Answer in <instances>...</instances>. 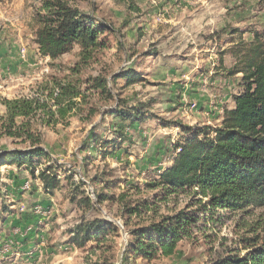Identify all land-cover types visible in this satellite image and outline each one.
Instances as JSON below:
<instances>
[{"label":"rangeland","instance_id":"374dc122","mask_svg":"<svg viewBox=\"0 0 264 264\" xmlns=\"http://www.w3.org/2000/svg\"><path fill=\"white\" fill-rule=\"evenodd\" d=\"M65 1L111 26L103 36L106 48L95 51L88 62L80 59L76 47L54 61L42 58L34 43L39 3L0 0V99L33 98L55 110L48 94L57 85L70 86L81 96L65 99L62 106L71 110L64 119L55 117L50 127L40 120L31 123L41 147L51 156L50 163L36 166L34 176L30 170L0 169V246L12 243L0 264H122V252L131 234L151 223V215L129 219L123 206L152 199L155 192L149 191L147 184L157 177V169L169 166L171 148L183 137L181 127L214 128L220 124L223 112L234 106L232 98L240 93L242 75H232V69L244 63L255 38L264 40V0H207L209 4L204 3L201 9L210 8L208 26L215 27L199 37L202 50L193 57L184 49L183 35H172L175 30L171 28L161 30L146 23L147 13L157 8L158 0ZM174 1V7L161 8L160 16L157 14L161 23L166 22L161 20L165 13L180 8L182 0ZM163 34L167 35L159 37ZM191 37H187L189 41ZM206 45L208 51L203 49ZM198 55L201 60L194 63ZM120 74L139 81L128 86L122 79L111 80ZM98 79L106 82L110 99L90 89ZM191 104L196 107L189 112L187 106ZM1 107L0 118L5 115ZM118 107L141 108L148 119L126 129L127 141L111 152L113 147L106 148L105 142L118 138L116 130L123 125L104 113ZM94 136L100 142L97 147L93 146ZM28 147L29 143L18 139H0V153ZM46 166L53 167L60 181L53 196L44 193L37 177ZM26 180L31 188L23 192L21 186ZM79 184L83 186L74 194V186ZM90 190L94 207L86 210L79 202L91 196ZM95 194H107L109 199L95 204ZM72 195H76L77 203L70 202ZM45 202L51 214L42 224L31 226V233L39 234V247L25 250L21 246L26 240L18 241L15 231L20 229L22 216L31 217L29 210ZM187 202L188 197L181 196L168 205V211L161 207L155 221L184 208ZM22 206L25 212L20 211ZM95 218L116 225L119 237L109 239L107 245L91 242L83 249L65 244L69 231L82 219ZM263 221L264 209H257L232 214L224 223H198L172 257L129 259L125 264H211L226 256L227 250L239 249L238 240L248 238V230Z\"/></svg>","mask_w":264,"mask_h":264},{"label":"trees","instance_id":"16d2710c","mask_svg":"<svg viewBox=\"0 0 264 264\" xmlns=\"http://www.w3.org/2000/svg\"><path fill=\"white\" fill-rule=\"evenodd\" d=\"M34 1L39 3L41 12L36 14L39 27L34 43L42 58L54 61L76 47L80 59L88 62L95 51L106 48L103 36L111 26L69 6L65 0ZM231 74L242 75L240 93L232 98L234 106L223 112L220 124L214 128L181 127L183 137L171 148L169 166L157 169V177L147 184V189L155 192L152 199L123 206V213L129 219L151 215V223L131 234L122 252V264L129 259L152 261L172 257L179 243L190 238L191 228L198 223H224L232 214L264 209V40L254 39L244 63L235 66ZM115 79L124 80L128 86L139 81L128 74L114 76L111 80ZM90 89L110 99L105 81L95 80ZM48 96L55 110L33 98L0 99V106L5 110L0 118V139L29 143L25 150L1 152L0 169L30 170L34 176L36 166L52 161L50 154L41 147L40 137L35 135L31 123L40 120L42 125L50 127L55 117L64 119L71 110L69 106H62L63 101L81 96L70 86L61 85ZM106 114L123 125L116 130L118 138L105 142L108 143L106 148L113 147L111 152L127 141L126 129L148 119L141 108L123 110L118 107ZM99 144L94 136L93 146ZM37 177L49 196L60 188L52 166L40 170ZM82 186H74V194ZM181 196L188 197L184 208L155 221L161 207L168 211V205ZM76 199V195H72L70 202L77 203ZM108 199L107 194H95V204ZM79 205L86 210L94 207L87 195L81 198ZM256 225L248 230V238L238 240L239 249L227 250L226 256L211 264H264V221ZM119 231L116 225L103 218L82 219L69 231L65 244L76 249H83L91 242L107 245L109 239L119 237Z\"/></svg>","mask_w":264,"mask_h":264},{"label":"crops","instance_id":"0c3cea01","mask_svg":"<svg viewBox=\"0 0 264 264\" xmlns=\"http://www.w3.org/2000/svg\"><path fill=\"white\" fill-rule=\"evenodd\" d=\"M158 5L157 8L155 9L152 8L153 10L150 13H147L146 23H149L150 25L152 24L154 26V28L157 29H161L163 30L164 28H171L172 30H175L172 35L175 34H179L183 35L184 38V49H189L190 52H186L189 56L191 55L193 57V53H200V51L202 50L201 47H199L200 44V38L203 34L205 33H210L212 31V29H214L215 26H208L209 22L207 21L208 19L211 21L212 20V16H208L211 14V10L209 7H205V8H209V12L205 11L206 9H201V5L203 6V4L208 3L209 2L207 0H182V2H179L178 7H180L179 9H175L173 11L167 12L165 13L162 17L161 20L165 19L166 22L161 23L159 21L158 15L161 13L162 10H166V9H171V7H174L173 4H177L176 1L174 0H158L157 1ZM162 8V10H161ZM195 9V10H193ZM158 14V15H157ZM152 15V16H151ZM160 16V15H159ZM158 18V19H157ZM156 19L158 20V22L156 21ZM150 21V22H149ZM167 25H172V26H167ZM148 26V25H147ZM146 26V27H147ZM167 34H163L160 35L159 37H164ZM170 34V36H172ZM196 35H197V39H196ZM189 36H194L190 38V41L188 40L187 37ZM188 44L190 46H188ZM203 49L205 51H208V45L204 46ZM198 53V54H199ZM193 58L190 59L191 63L193 62ZM199 60H201V57L198 55L197 57H195V62L197 63ZM9 63V62H7ZM217 79V78H216ZM3 109V113H5V110L3 107H1ZM41 206L45 207L48 206V203H42L40 204ZM11 217V216H8ZM43 219H45V217H37L34 216L32 214L31 217L28 218V216H22V224L20 226V229H24L26 227H31L32 225H35V223H41L43 222ZM37 235L34 234H28L25 238L23 239H18V241H25L26 243H23V245L21 246L22 248H25V250L31 249V250H36L37 247H39L37 245L36 247V242H37ZM31 244V245H30ZM31 246V247H30ZM32 252V251H31ZM18 256V254L16 255Z\"/></svg>","mask_w":264,"mask_h":264},{"label":"built area","instance_id":"2783aa9c","mask_svg":"<svg viewBox=\"0 0 264 264\" xmlns=\"http://www.w3.org/2000/svg\"><path fill=\"white\" fill-rule=\"evenodd\" d=\"M21 53L23 54L24 53V51L23 50H21ZM56 93H57V91H55V95H56ZM195 105L194 104H191V105H188L187 106V110L189 111V112H192L194 109H195ZM40 187H42V184H40ZM30 188H31V184H30V182L29 181H25L23 184H22V186H21V190L23 191V192H27V191H29L30 190ZM91 191V190H90ZM89 191V192H90ZM91 196H89V198L91 199V200H94V196H93V193H92V191H91ZM20 211L21 212H25L26 210H25V208L22 206V207H20ZM29 212H31V214H33L34 216H37V217H46V216H49L50 214H51V210L50 209H48L47 207L45 208V207H43V206H41V205H36V206H33L30 210H29ZM33 228L34 227H26L25 229H17L16 231H15V234H16V237L18 238V239H23V238H25L28 234H31V232L33 231ZM11 242H5L4 244H2L1 246H0V261L3 259V257L4 256H8L9 255V250L11 249Z\"/></svg>","mask_w":264,"mask_h":264}]
</instances>
